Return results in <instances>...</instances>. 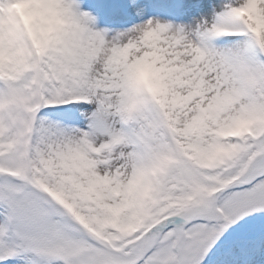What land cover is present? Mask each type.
Segmentation results:
<instances>
[{
    "label": "snow or ice",
    "instance_id": "6c2138e0",
    "mask_svg": "<svg viewBox=\"0 0 264 264\" xmlns=\"http://www.w3.org/2000/svg\"><path fill=\"white\" fill-rule=\"evenodd\" d=\"M0 264H264V0H0Z\"/></svg>",
    "mask_w": 264,
    "mask_h": 264
}]
</instances>
